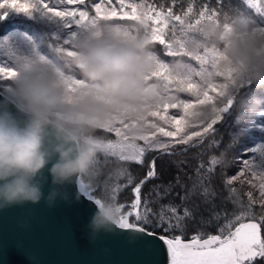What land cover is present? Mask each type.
<instances>
[{"label": "clouds", "instance_id": "9594fccd", "mask_svg": "<svg viewBox=\"0 0 264 264\" xmlns=\"http://www.w3.org/2000/svg\"><path fill=\"white\" fill-rule=\"evenodd\" d=\"M171 43L172 59L162 61L148 24L97 21L81 25L70 48L58 46L55 60L23 59L8 88L21 119L0 111V210L42 200L54 207L73 182L79 199L99 175L104 131L121 127L139 141L150 131L143 117L174 101L169 78L187 79L191 61L204 56L215 59L202 83L222 81L217 103L234 109L238 123L264 111V95L254 94L264 93V32L254 22L205 18L185 31L182 43ZM89 199L96 209L87 225L93 238L122 229L125 214L115 196Z\"/></svg>", "mask_w": 264, "mask_h": 264}, {"label": "snow or ice", "instance_id": "6c2138e0", "mask_svg": "<svg viewBox=\"0 0 264 264\" xmlns=\"http://www.w3.org/2000/svg\"><path fill=\"white\" fill-rule=\"evenodd\" d=\"M89 2L91 3V0ZM177 2L178 0H171V3L166 6L162 0H96L95 3L91 4L95 10L94 16H90L87 6L84 10H70L67 7L62 10H55L54 7L49 6L46 0H35V2L33 0L31 4L27 0L24 2L3 0L0 2V9H14L17 12L30 15L39 5L45 15L58 18L63 22L65 29H71L68 31L69 38L62 43L64 47L71 46L72 39L78 33L81 25L115 19L141 21L150 26L152 39L155 44L158 43L163 46L161 50L163 54L171 56L173 54L172 40L182 43L185 31L194 28L202 19L211 17L221 19L218 15L219 9L202 5L199 11L194 12L192 6L185 8L181 5L178 10H174V5ZM243 2L249 10L261 18L259 22L244 11H237L233 16L254 22L258 29L264 32V0H243ZM42 3L43 6L41 7ZM59 3H64V0H59ZM116 3L119 4V8L115 6ZM67 4L85 5L86 0H67ZM125 9H130V11ZM222 15V19L231 17L226 13ZM189 17L195 19L194 24ZM3 18L4 16L0 15V19ZM149 21L155 25H162V27H153ZM74 25L75 28H73ZM165 29L168 31L166 32ZM214 59L215 57L211 56L202 57L198 61L200 67L198 69L192 67L185 80L169 78L167 91L174 97V101L150 111L146 117H143L145 125L150 129L139 140L143 141V144L129 140L124 136L121 127L108 128L104 134H112L117 139L105 140L104 153L118 156L122 162H135L137 165L143 166L147 152L157 151L172 155L171 148L174 144H186L188 141L184 137L178 141L159 139L157 133L164 137H174L176 133L171 130L165 131L162 124L150 122L148 119L155 117L163 124H171L179 128L181 120L176 118L177 114H167L168 109L179 107L187 115L188 110L195 105L173 94V86L175 93L188 92L196 98V105L200 106L196 115L204 124L205 132L223 120V114L227 113L229 109L227 105L221 106L217 103V98L222 94L224 86L222 81L209 85L202 83L204 70L214 62ZM164 71L165 65L162 64L161 72ZM14 74V69L0 67V79L7 80ZM210 92H215V99L209 95ZM123 127L126 128L127 125L125 124ZM195 135L199 136L200 133L196 132ZM219 162L215 157L212 158L213 164ZM243 163L248 164L247 161H243ZM212 171L211 168L208 169L209 173ZM126 173L127 169L122 168L117 175L124 177ZM196 176L198 180L190 188H184L177 178L175 184H169L167 187L154 185L151 189L154 197L142 199V187L159 178L156 159L153 158L148 163L147 171L143 177L132 188L135 198L131 204L132 210L128 211L123 218L122 229L144 234L143 244L148 247H155L157 240L162 241L167 247L169 264H264V215H261L259 219L255 218L252 205L257 201L252 193H248L247 205L240 204L238 200L233 201L234 204L240 205L239 211L229 212L228 209L218 211L213 202L215 193L210 184L205 183L200 169H197ZM227 183L231 184L232 179H229ZM132 184L133 178L128 175L125 187ZM176 187L184 188V195L180 196L181 203L175 204L171 201L166 204L162 203L161 201L170 196ZM231 191L234 192L235 189ZM260 196L264 198V176L261 177L260 181ZM260 205L264 208V199L260 200ZM130 217H134V219L130 220ZM145 225H152L153 229H160L163 234L157 236L156 231H150ZM210 227L216 230V234H207ZM190 229L194 230L193 234H190ZM146 237H156V240H148Z\"/></svg>", "mask_w": 264, "mask_h": 264}, {"label": "trees", "instance_id": "16d2710c", "mask_svg": "<svg viewBox=\"0 0 264 264\" xmlns=\"http://www.w3.org/2000/svg\"><path fill=\"white\" fill-rule=\"evenodd\" d=\"M48 1L52 2V0ZM0 2H3V0H0ZM95 2L96 0H91V3L86 0L85 5H70L83 10L87 6L89 14L95 15V10L91 7V4ZM162 2H165L168 6L171 0H162ZM57 4L58 6H55L61 10L66 3L58 2ZM181 5L185 8L192 6L194 12L199 11L202 5L219 9L220 13L218 15L221 19L223 18L222 14L226 13L233 16L237 11H244L252 15L254 19H258V16L246 7L243 0H178L177 4L174 5V10H178ZM0 15L4 16L3 19H0V67L7 68L6 66H9V63H20L23 59L35 58L37 55L55 60L56 48L69 38L64 25L56 18L45 15L43 11H32L29 15L17 12L14 9L4 8L0 9ZM189 19L193 24L195 23V19L192 17H189ZM111 22L135 23V21H121L119 19ZM168 34L170 35V33ZM11 39L15 40L16 46L13 47L14 43L12 42L8 44ZM65 47L70 48L71 46L67 45ZM162 49L163 46L156 43L155 50L157 53L164 61H170L172 58L164 55ZM197 63L191 61V64ZM9 86V79H0V91L6 95H8ZM253 92L249 94H253ZM173 94L180 99L194 98L188 92L175 93L174 86ZM254 94L264 95V93L259 92H254ZM209 95L215 99V92H210ZM223 115L224 119L213 125V128L207 132L204 131L202 126L199 136H193L194 132L184 135L188 142L186 144H174L171 148L172 155L157 151L147 152L143 166L137 165L135 162H122L118 159V156L101 153L98 160L99 175L93 178V188L86 189L93 197H105L115 194L117 202L123 206V213L127 214L128 211L132 210L131 204L135 198L132 188L143 177L147 171L148 163L154 158L156 159L159 178L142 187V199L154 197V193L151 192L154 185L167 187L169 184H175L177 178H179L184 188H190L198 180L196 172L197 169H200L205 183L210 184L215 193L213 202L218 211L223 209H228L229 212L239 211L240 205L234 204L233 201L238 200L240 204L247 205L248 193L251 192L257 201L252 205V212L255 218L259 219L261 215H264V208L260 205V200L264 199L260 196V181L261 177L264 176V111L245 119L243 123L236 121V111L234 109H230ZM195 119L199 118L194 117V119H188V121L193 122ZM151 122L158 123L159 121L153 119ZM103 136L105 140L116 139L112 134L103 133ZM157 137L162 140L178 141L181 139V137L168 139V137H164L159 133H157ZM137 143L143 144V141H137ZM213 157L220 162L213 164ZM243 161H247L248 164L245 165ZM201 165H203V168H201ZM122 168H126L127 173L124 177H119L117 174ZM209 168L213 170L211 173L208 172ZM128 175L133 178V184L125 187ZM229 179H232L231 184L227 183ZM88 183L89 179L86 178L85 184ZM184 188L176 187L171 195L161 202L166 204L171 201L180 204V196L184 195ZM232 189H235V191H231ZM129 219L132 220L134 217ZM145 227L150 231H156L160 235L163 234L162 230L153 229L152 225H145ZM189 232L193 234L194 230L190 229ZM207 234H216V230L210 227Z\"/></svg>", "mask_w": 264, "mask_h": 264}, {"label": "water", "instance_id": "95a60500", "mask_svg": "<svg viewBox=\"0 0 264 264\" xmlns=\"http://www.w3.org/2000/svg\"><path fill=\"white\" fill-rule=\"evenodd\" d=\"M8 99L0 91V111L21 119ZM50 187L48 177L45 196ZM61 191L66 198L51 208L42 200L0 210V264H169L163 242L145 246L142 233L119 229L93 238L87 227L96 210L93 196L85 188L77 199L74 182Z\"/></svg>", "mask_w": 264, "mask_h": 264}, {"label": "rangeland", "instance_id": "374dc122", "mask_svg": "<svg viewBox=\"0 0 264 264\" xmlns=\"http://www.w3.org/2000/svg\"><path fill=\"white\" fill-rule=\"evenodd\" d=\"M18 2H24V0H18ZM27 2L29 4H31V3H33V0H27ZM34 2H35V0H34ZM46 2L49 3V6L50 7H54L55 5L58 6L57 3L59 2V0H52L53 3L51 1H48V0H46ZM64 4L65 5H63V8L64 7H67L70 10H73V9L83 10V9H81L79 7L71 6L73 4H71V5L70 4H67V0H64ZM42 6H43V3L41 4V7ZM56 6L54 7L55 10H59ZM106 6H107V4H106ZM115 6L117 8H119V4H116ZM29 10H31V9H29ZM125 10L126 11H130V9H125ZM33 11H42V10L39 8V5H37V8L34 9ZM90 16H94V15L93 14H90ZM56 19L59 20L58 18H56ZM260 19L261 18L258 17L257 21L259 22ZM59 21L63 24V22L61 20H59ZM149 24L151 26H153V27H162V25H155V24H153L152 21H149ZM58 25L61 26L60 24H58ZM169 27H171V24H169ZM73 28H75V25L73 26ZM61 29L63 30V28H61ZM70 30L71 29H67V36H69L68 31H70ZM166 30L167 29H165V31ZM5 42H6V40H5ZM11 42L14 43L12 45L13 47L16 46V43H15V40L14 39L9 40L8 44H11ZM17 65H19V63L13 62V63H9V66H6V67L7 68H12V69L15 70L17 68L16 67ZM2 66H4V64H2ZM192 66L194 68H197V69L200 67L198 63L197 64H192ZM196 79H199V78H196ZM184 99L186 101H188L189 103H192L193 105H195L193 108H190L188 110V114L187 115H185L183 109L182 108H179V107H177V108H169L168 109V113H167V114H177L176 115V118L181 120V123L179 125V128L174 127L171 124H163L162 121L158 120L159 121L158 123L163 125L165 131L171 130V131H173V132L176 133V135L174 137H168V139L169 138L178 139L180 137H184V135H186L189 132H194V133L199 132V133H201V130H202L201 127L203 126V128H204V124L199 119H195V120H193V122L188 121V119H194V117L195 118H198L197 115H196V113L199 111L198 108L200 106L196 105V98L194 97L193 99L192 98H184ZM148 119L151 122V120L158 119V118L149 117ZM193 136H195V134Z\"/></svg>", "mask_w": 264, "mask_h": 264}]
</instances>
